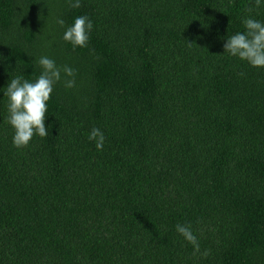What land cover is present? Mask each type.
I'll use <instances>...</instances> for the list:
<instances>
[{
    "label": "trees",
    "instance_id": "trees-1",
    "mask_svg": "<svg viewBox=\"0 0 264 264\" xmlns=\"http://www.w3.org/2000/svg\"><path fill=\"white\" fill-rule=\"evenodd\" d=\"M80 3L0 0V264H264V68L223 48L264 0ZM41 56L76 84L62 73L47 137L16 148L7 85Z\"/></svg>",
    "mask_w": 264,
    "mask_h": 264
},
{
    "label": "clouds",
    "instance_id": "clouds-1",
    "mask_svg": "<svg viewBox=\"0 0 264 264\" xmlns=\"http://www.w3.org/2000/svg\"><path fill=\"white\" fill-rule=\"evenodd\" d=\"M258 8L262 0H254ZM72 8L81 6L80 0H69ZM250 12L251 9H248ZM56 23L64 27L65 21L57 19ZM244 32H238L230 36L223 45L224 52L230 56L247 62L251 67L264 68V22L251 17L243 19ZM93 28L92 21L87 16H77L71 26L67 27L63 40L69 42L73 48H85L89 43V33ZM41 72L34 81L17 75L7 85L5 95L8 97L7 122L13 129L12 143L16 148L27 147L34 136L45 138L48 128L45 126L48 102L54 85L62 81L67 89L75 87L76 70L68 65L58 66L48 56H41L37 61ZM243 76L244 73H239ZM90 141L95 142L96 149L103 150L105 137L99 128H93L88 136ZM176 231L190 244L193 245L194 253L200 252L197 237L193 234L190 225H176ZM203 255L206 257L208 252Z\"/></svg>",
    "mask_w": 264,
    "mask_h": 264
}]
</instances>
